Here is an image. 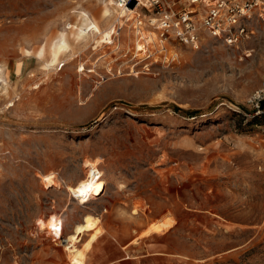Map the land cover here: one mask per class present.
<instances>
[{"label": "rangeland", "instance_id": "374dc122", "mask_svg": "<svg viewBox=\"0 0 264 264\" xmlns=\"http://www.w3.org/2000/svg\"><path fill=\"white\" fill-rule=\"evenodd\" d=\"M117 2L0 0V264H264V22L167 48Z\"/></svg>", "mask_w": 264, "mask_h": 264}, {"label": "built area", "instance_id": "2783aa9c", "mask_svg": "<svg viewBox=\"0 0 264 264\" xmlns=\"http://www.w3.org/2000/svg\"><path fill=\"white\" fill-rule=\"evenodd\" d=\"M135 3L152 16L149 22L166 42L199 49L209 38L233 50H241L264 22V0H118Z\"/></svg>", "mask_w": 264, "mask_h": 264}, {"label": "bare ground", "instance_id": "6f19581e", "mask_svg": "<svg viewBox=\"0 0 264 264\" xmlns=\"http://www.w3.org/2000/svg\"><path fill=\"white\" fill-rule=\"evenodd\" d=\"M117 6L120 8V10H118V12L116 14V18H119V19L132 18V17L135 18L136 15L130 16V14L135 13L137 11V10H133V8H131L132 6L134 7V9H141L142 8L141 6H136L135 3H133V5H132V3H130L129 5L125 6V5H121L119 2H117ZM128 8H129V10H128L129 13H127ZM110 16H111V13H110L109 9H105L103 17H110ZM125 21H126V19H125ZM107 33H109V36H113L116 33V30L110 29ZM154 36L156 37L155 33H154ZM141 39L147 41V43H150L151 45H157V43H158L157 39H154L153 37H151L147 33H143L141 35ZM159 43L162 46L169 45L168 42L163 41L160 37H159ZM167 48H168V46H167ZM167 48L162 50L161 52H159L160 53L159 54L160 55L159 61L164 60V59L165 60L170 59L169 56L164 55L165 53L168 52ZM68 49H69L68 39H67L65 34H61L58 36V41H56L55 39H53L51 41H49V40L46 41V43L40 49H38L36 51V55L38 57H48L49 59H51V61L53 63H57L60 61L61 56L64 55L68 51ZM29 52H30V50H29ZM172 58H174V56H172ZM155 61H157V60H155ZM4 78H5V75L0 74V84H5ZM102 185H103V183H101V182H93V181L85 182L83 184L76 186L75 189H73L71 191L72 196L79 204H82V205L88 204L90 202V200H92L93 197H95V194L101 189ZM64 244H67L66 248L72 256L79 255L80 251L75 247V245L73 246L72 241L66 240L64 242Z\"/></svg>", "mask_w": 264, "mask_h": 264}, {"label": "crops", "instance_id": "0c3cea01", "mask_svg": "<svg viewBox=\"0 0 264 264\" xmlns=\"http://www.w3.org/2000/svg\"><path fill=\"white\" fill-rule=\"evenodd\" d=\"M97 241L94 243L96 246H92V249L93 248L96 249L95 254H97L98 260L97 261L95 260L94 262H92V264H115L118 261H123V260L128 259L130 257L128 254L126 255L124 253H126L125 252L126 248L131 246L132 243H129L128 245H125V246H121V248L124 251V253H122L119 256H117L114 260H107V259L102 260L101 259V256H102V252L101 251H103L102 249L105 246L106 242H105V240H103L102 242L97 244ZM88 259H90V257H88ZM88 264H91V259H90V261H88Z\"/></svg>", "mask_w": 264, "mask_h": 264}, {"label": "trees", "instance_id": "16d2710c", "mask_svg": "<svg viewBox=\"0 0 264 264\" xmlns=\"http://www.w3.org/2000/svg\"><path fill=\"white\" fill-rule=\"evenodd\" d=\"M261 108H263V105L261 106Z\"/></svg>", "mask_w": 264, "mask_h": 264}]
</instances>
